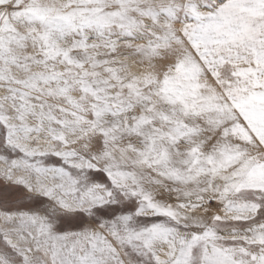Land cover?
<instances>
[{"label": "snow or ice", "instance_id": "1", "mask_svg": "<svg viewBox=\"0 0 264 264\" xmlns=\"http://www.w3.org/2000/svg\"><path fill=\"white\" fill-rule=\"evenodd\" d=\"M0 264H264V0H0Z\"/></svg>", "mask_w": 264, "mask_h": 264}]
</instances>
